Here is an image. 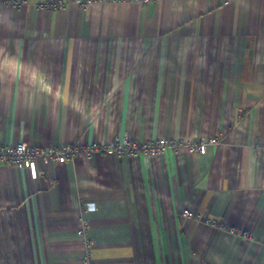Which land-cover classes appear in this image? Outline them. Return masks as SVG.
<instances>
[{
  "label": "crops",
  "instance_id": "obj_1",
  "mask_svg": "<svg viewBox=\"0 0 264 264\" xmlns=\"http://www.w3.org/2000/svg\"><path fill=\"white\" fill-rule=\"evenodd\" d=\"M44 1L0 3V146L224 140L0 165V264H264V0Z\"/></svg>",
  "mask_w": 264,
  "mask_h": 264
},
{
  "label": "built area",
  "instance_id": "obj_2",
  "mask_svg": "<svg viewBox=\"0 0 264 264\" xmlns=\"http://www.w3.org/2000/svg\"><path fill=\"white\" fill-rule=\"evenodd\" d=\"M81 9H86L89 4L95 0H69ZM99 2H142L143 0H97ZM68 0H46L36 4V8L41 11L50 12L60 10L65 7ZM0 3L20 8L26 4L25 0H0ZM224 140L223 133L208 138H199L197 140L158 138L145 142H137L127 135L116 136L114 139L105 144H65L62 146H49L46 148L32 147L24 143H17L13 146H0V165H13L33 171L34 163L37 159L43 160L44 163H64L75 158L89 159L97 153L111 151L117 156H143L145 158L161 157L167 152L176 154L192 153L203 155L208 148L222 143ZM185 216H190L189 210H184ZM211 224L218 229L226 230L237 236L246 237L247 233L239 228L227 226L224 223L211 221Z\"/></svg>",
  "mask_w": 264,
  "mask_h": 264
}]
</instances>
